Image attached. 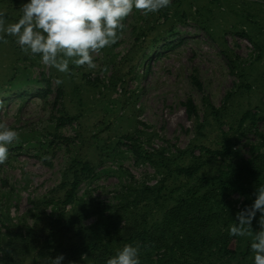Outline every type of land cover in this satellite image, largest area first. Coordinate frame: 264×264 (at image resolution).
I'll list each match as a JSON object with an SVG mask.
<instances>
[{"label":"rangeland","instance_id":"obj_1","mask_svg":"<svg viewBox=\"0 0 264 264\" xmlns=\"http://www.w3.org/2000/svg\"><path fill=\"white\" fill-rule=\"evenodd\" d=\"M26 2L0 0L6 24L18 21L21 5ZM163 13L169 19L164 20ZM122 23L124 28L118 32L119 39L111 52L106 47L94 54L95 69L70 62L68 73L45 66L39 55L25 54L15 37L5 34L7 43L0 40V121L19 133V139L8 146V159L0 164V225L6 224L10 230L18 226L25 231L37 224L36 235L44 239L45 217L53 218L61 192H55V202L44 207L42 219L31 212L37 201L71 176L70 165L76 161L88 160L95 167L94 175L80 183L76 201L86 199L88 191L94 202L113 206L130 197L132 187H140L142 182L154 184L161 175L146 160H137L130 147L133 140L143 150L165 146L174 151L185 148L195 138L193 154L205 159L203 152L219 148L221 131H225L234 137V148L240 155L250 157L259 140L256 131L264 133V118L254 126L247 121L238 133L232 129L246 110L264 114V0H171L168 7L147 15L134 8ZM142 31L145 38L137 42ZM221 36L232 59L244 64L245 80L251 85L248 91H236L241 81L231 71L230 60L219 44ZM131 49H135L132 57L121 60ZM111 55L116 57L114 62ZM113 73L123 76V83L118 82L114 88L108 84ZM95 77L104 83L95 85ZM57 79L63 83L57 85ZM58 88L63 91L59 98ZM230 91L236 93L225 103L221 123L210 114L207 103L222 107ZM189 99L196 106L194 117L185 109ZM64 113L78 118L60 124ZM200 122L204 126L196 134L195 125ZM191 156L184 155L177 163L185 166ZM239 158L228 156L225 164L233 163L238 168ZM219 165L221 160L213 159L200 174L216 173ZM176 176L166 181V192L184 183ZM193 184L190 180L187 186ZM185 186L173 193L172 200ZM239 197L236 192L231 195L232 200ZM73 205H67L66 210ZM259 217L257 213L253 221L254 233L259 231ZM96 218V213L91 214L77 226L92 225ZM0 227L4 238L9 237ZM120 239V235L114 236L115 247ZM251 242L248 236L241 241L232 237L227 246L236 254L224 257L235 264ZM15 248L18 253L11 257L0 248V264L32 263L29 253L24 256L18 244ZM180 258V264H184ZM38 259L42 264H51L45 258Z\"/></svg>","mask_w":264,"mask_h":264},{"label":"trees","instance_id":"obj_2","mask_svg":"<svg viewBox=\"0 0 264 264\" xmlns=\"http://www.w3.org/2000/svg\"><path fill=\"white\" fill-rule=\"evenodd\" d=\"M164 13V20L169 19ZM243 34L252 38L248 32L243 31ZM212 36L215 37L214 34ZM140 37L142 40L145 38L144 31L137 35V42L140 41ZM219 44L230 60L231 71L236 73L241 81L236 91L238 89L248 91L251 85L245 80L244 64L237 58L232 59L223 36L220 37ZM113 45L107 47L106 51L111 52ZM134 50H129L121 60L126 61L131 58ZM110 58L115 61L116 57L111 55ZM127 74L126 72L125 75ZM122 77L113 73L109 77L108 84L114 88L118 82L123 83ZM93 80L95 85L103 82L98 77ZM236 91L226 94L224 105L220 108L207 103L209 112L215 119L221 122L219 118L224 113L225 103L231 100ZM61 95L63 91L58 88L57 98ZM262 106L264 107V102ZM259 107L258 105V109ZM185 109L188 115L193 117L197 111L191 99L185 103ZM77 118L78 115L64 113L60 117V124L71 123ZM259 118H264V114L246 110L238 119L237 127L232 130L238 133L247 121L254 126ZM203 126V122L195 125L196 134L201 133ZM256 132L259 140L248 158H243L234 148V137L225 131H221L219 148L215 151L203 152L205 159L193 154L191 147L197 146L193 143L195 138L185 148H176L174 151L165 146L143 150L137 141L133 140L130 147L137 160H146L161 176L154 184L148 185L142 182L140 187H130V197L113 206L100 201L94 202L88 191L85 193L86 199L76 201L80 183L94 175L95 167L88 160L71 163L70 166L73 169L71 176L62 180L56 188H52L47 197L44 196L37 201L34 212H31L36 219H42L44 207L55 202V192H61L58 198L59 205L53 218L51 219V215L45 217L47 219L45 238L40 239L36 235L37 224L22 231L21 227L16 226L10 230V226L1 223L0 226L4 227L7 235L10 236L4 238L5 235L0 231V248L6 257H11L18 253V249L15 248L18 244L19 251L24 256L27 253L31 255V264H42L38 258H45L48 263L51 258L60 254L65 256L62 264H69V262L106 264L107 259L114 256L126 244L140 245V264H180V257H183L184 264H212L213 261L231 264L230 259L224 256H233L236 250L228 249L227 245L232 237L237 238L238 241H241L243 237L229 235V229L238 222L237 212L246 206H251L256 198L257 188L264 185V133ZM125 137L133 138L130 135ZM260 148L262 151H259ZM188 154L193 155L190 163L185 166L177 163L178 159ZM215 155L219 156L218 159ZM228 156L240 157V166L237 168L233 163L225 164V158ZM213 159L221 160L216 173L200 174V170L209 165ZM173 175H177V178L182 177L184 183L166 192V181ZM190 180L194 182L192 187L187 186ZM181 185H186V188L179 191L176 200H172L173 193L181 190ZM234 192L242 198L232 200L231 195ZM72 203L74 205L67 211L66 206ZM95 213L97 220L92 225L77 226L81 220ZM122 220L126 222L120 225ZM252 226H254L253 222ZM258 229L260 230L259 225ZM119 235L121 243L115 247L113 238ZM250 245L251 243L245 245L235 264H254V253ZM176 253L179 256L176 257ZM189 257L193 260L189 261Z\"/></svg>","mask_w":264,"mask_h":264},{"label":"clouds","instance_id":"obj_3","mask_svg":"<svg viewBox=\"0 0 264 264\" xmlns=\"http://www.w3.org/2000/svg\"><path fill=\"white\" fill-rule=\"evenodd\" d=\"M170 4L171 0H28L21 5L17 22L6 24L5 13L0 12V40L5 34L15 37L25 54L39 55L45 66L61 73L69 72L70 62L95 69L94 54L117 42L122 21L134 8L147 15ZM18 139L19 133L0 121V164L8 159V146ZM257 213L260 230L254 233L251 225ZM236 220L229 235L251 237L254 264H264V185L257 188L252 205L237 212ZM139 257L140 245L126 244L106 264H140ZM64 259L63 254L57 255L51 264H62Z\"/></svg>","mask_w":264,"mask_h":264},{"label":"built area","instance_id":"obj_4","mask_svg":"<svg viewBox=\"0 0 264 264\" xmlns=\"http://www.w3.org/2000/svg\"><path fill=\"white\" fill-rule=\"evenodd\" d=\"M158 147V146H157ZM153 147H150V149H152ZM154 148H156V147H154Z\"/></svg>","mask_w":264,"mask_h":264}]
</instances>
